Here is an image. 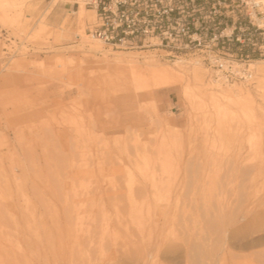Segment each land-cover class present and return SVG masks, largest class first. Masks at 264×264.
I'll list each match as a JSON object with an SVG mask.
<instances>
[{
	"label": "rangeland",
	"instance_id": "rangeland-1",
	"mask_svg": "<svg viewBox=\"0 0 264 264\" xmlns=\"http://www.w3.org/2000/svg\"><path fill=\"white\" fill-rule=\"evenodd\" d=\"M85 1L0 0V264H264V54L230 84L112 50Z\"/></svg>",
	"mask_w": 264,
	"mask_h": 264
},
{
	"label": "built area",
	"instance_id": "built-area-1",
	"mask_svg": "<svg viewBox=\"0 0 264 264\" xmlns=\"http://www.w3.org/2000/svg\"><path fill=\"white\" fill-rule=\"evenodd\" d=\"M85 6L93 13L85 34L107 48L192 60L226 83L252 80L251 63L264 54V0H86Z\"/></svg>",
	"mask_w": 264,
	"mask_h": 264
},
{
	"label": "bare ground",
	"instance_id": "bare-ground-1",
	"mask_svg": "<svg viewBox=\"0 0 264 264\" xmlns=\"http://www.w3.org/2000/svg\"><path fill=\"white\" fill-rule=\"evenodd\" d=\"M89 38L90 37H86V40H91ZM94 41L99 42L96 40ZM113 66H116V68L114 67L115 69H118V67L123 66H125L126 68L128 67L136 76H140L143 79H155V81L159 82V85L165 87H173L180 85L190 77V74L187 70H185V67L182 62H176L173 67L171 66L165 68L157 64L155 61L150 63L145 62L143 65H132L129 63L128 60H118L115 65L113 64ZM108 70L110 71V69Z\"/></svg>",
	"mask_w": 264,
	"mask_h": 264
},
{
	"label": "trees",
	"instance_id": "trees-1",
	"mask_svg": "<svg viewBox=\"0 0 264 264\" xmlns=\"http://www.w3.org/2000/svg\"><path fill=\"white\" fill-rule=\"evenodd\" d=\"M257 36H258V35H257ZM257 38H258V37H257ZM258 40H259V43L261 44V42H262V41H261V39H260V38H258Z\"/></svg>",
	"mask_w": 264,
	"mask_h": 264
}]
</instances>
